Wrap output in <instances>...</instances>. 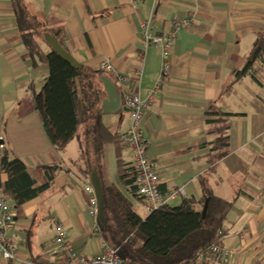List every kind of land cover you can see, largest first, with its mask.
<instances>
[{
    "label": "crops",
    "instance_id": "obj_1",
    "mask_svg": "<svg viewBox=\"0 0 264 264\" xmlns=\"http://www.w3.org/2000/svg\"><path fill=\"white\" fill-rule=\"evenodd\" d=\"M25 1L50 28L61 30L63 49L81 67L98 71L109 62L111 71L98 79L99 110L103 126L113 136L129 128L123 95L144 101L159 74L158 50L143 48V24L154 37L169 31L175 20H190L174 41L169 80L144 114L146 155L157 169L160 192L178 193L169 205L182 199L198 202L200 178L205 177L213 195L231 204L217 244L236 252L234 264H264V75L258 74V82L245 77L232 83L233 71L242 67L255 41L264 38V0ZM31 65L12 0H0V150L7 147L31 168L60 169L49 190L14 210L15 232L21 241L16 259L0 257V264H67L66 253L55 243L58 232L53 221L77 254L90 259L108 246L98 234L96 218L88 214L89 196L83 187L89 179L77 171L78 165L83 166L84 148L80 146L74 163L64 156V149L57 152L49 143L32 108V96L44 84L47 67ZM134 73L140 77L133 78ZM118 76L126 77L127 83L118 84ZM228 85L231 88L226 89ZM211 106L231 116L225 119L228 154L209 174V129L204 122ZM78 135L80 145L83 138ZM105 146L111 147L117 184L114 177L105 178L102 155L100 183L115 184L128 196L120 185L116 162L120 158L126 164L129 152L114 142L105 144L103 151ZM88 147L90 162H96ZM6 180L0 174V184ZM129 198L144 219L142 199Z\"/></svg>",
    "mask_w": 264,
    "mask_h": 264
},
{
    "label": "trees",
    "instance_id": "obj_2",
    "mask_svg": "<svg viewBox=\"0 0 264 264\" xmlns=\"http://www.w3.org/2000/svg\"><path fill=\"white\" fill-rule=\"evenodd\" d=\"M12 3L19 36L31 66L47 67L44 84L32 96V108L39 116L44 133L51 146L61 152L77 136L79 127H83L80 143L84 148L80 160L83 166L78 165L77 171L84 180L93 172L98 175L103 146L115 143L117 136L109 134L100 118L102 94L98 79L103 71L68 64L46 40V37L54 39L63 48L61 30L50 28L25 0H12ZM258 74L264 75V38L255 41L242 67L233 71L232 83L245 77L258 82ZM206 115L208 119L204 124L209 129L206 161L211 166L210 174L214 165L228 154L225 119L231 114L211 106ZM88 143L97 157L96 162L89 160ZM116 163L120 185L128 196L115 184L101 183L104 221L98 225V234L108 247L123 255L125 263L188 264L201 251L218 243L231 204L213 195L205 177L200 178L202 196L198 202L182 199L177 205L159 207L143 219L135 212L129 198L139 197L135 175L120 158ZM59 171L58 166L28 167L13 157L7 147H1L0 174H5L7 180L0 184V190L13 211L17 212L49 190Z\"/></svg>",
    "mask_w": 264,
    "mask_h": 264
},
{
    "label": "built area",
    "instance_id": "obj_3",
    "mask_svg": "<svg viewBox=\"0 0 264 264\" xmlns=\"http://www.w3.org/2000/svg\"><path fill=\"white\" fill-rule=\"evenodd\" d=\"M189 23V19L175 20L172 22L169 31H164L159 36L154 37L148 35V24H143V48L154 47L158 50L160 57L159 74L153 88L147 93L144 101H141L135 95H123V104L129 112L130 123L129 128L125 132L116 136L115 144L127 149L129 152L127 164L135 175L137 195L142 199L147 215L161 206L168 205L178 195L177 192L162 194L159 190L157 169L146 155L148 140L142 130V121L146 111L154 104L156 94L160 91L162 85L169 80L174 41L179 30L188 26ZM99 70L110 72L109 62L102 63ZM132 77L138 79L140 73H134ZM127 81L124 76L117 77V82L120 85H125ZM83 190L89 196L88 214L96 218L97 201L90 182L85 183ZM52 224L58 232L55 243L61 253H66L67 264H127L119 257V252L110 247L102 248L99 253L90 259L80 257L69 242L64 239L61 226L55 221ZM221 235L222 233L219 232V236ZM20 241V236L15 232V213L11 208L10 202L0 190V257L5 261L15 260L18 251L17 244ZM235 256V251L226 250L219 244H213L201 251L188 264H204L206 261L216 264H234Z\"/></svg>",
    "mask_w": 264,
    "mask_h": 264
},
{
    "label": "water",
    "instance_id": "obj_4",
    "mask_svg": "<svg viewBox=\"0 0 264 264\" xmlns=\"http://www.w3.org/2000/svg\"><path fill=\"white\" fill-rule=\"evenodd\" d=\"M46 40L51 47V49L64 61H66L68 64L73 66L74 68H81V66L73 60V58L61 47L59 43H57L54 39H51L49 37H46ZM89 182L94 190V196L97 201V216H96V222L97 226L99 225L100 221H104L103 216V202H102V193H101V183L99 180L98 175L93 172L89 178ZM206 209V205L204 206V211ZM119 257L124 260L123 255L119 252Z\"/></svg>",
    "mask_w": 264,
    "mask_h": 264
},
{
    "label": "rangeland",
    "instance_id": "obj_5",
    "mask_svg": "<svg viewBox=\"0 0 264 264\" xmlns=\"http://www.w3.org/2000/svg\"><path fill=\"white\" fill-rule=\"evenodd\" d=\"M83 127H79L77 135L80 136L81 138H83V136L81 135ZM79 140L77 139V137H75L63 150L64 152V156H68V158L71 161H74V163L78 162V158H79ZM111 147L110 146H105L104 149L105 151L102 150V157H101V161H102V165L104 168V174H105V178L107 179H112V177H114V183L117 184V177L116 174L113 173V167H112V159L110 158V154H109V149ZM92 149V147H91ZM143 214H139V216Z\"/></svg>",
    "mask_w": 264,
    "mask_h": 264
}]
</instances>
